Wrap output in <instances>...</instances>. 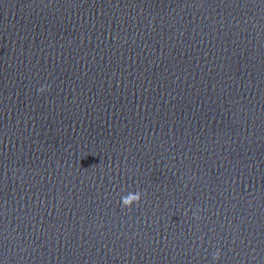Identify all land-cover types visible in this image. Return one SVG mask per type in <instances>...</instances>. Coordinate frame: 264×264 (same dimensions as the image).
<instances>
[{"label": "water", "instance_id": "1", "mask_svg": "<svg viewBox=\"0 0 264 264\" xmlns=\"http://www.w3.org/2000/svg\"><path fill=\"white\" fill-rule=\"evenodd\" d=\"M0 264H264V0H0Z\"/></svg>", "mask_w": 264, "mask_h": 264}, {"label": "clouds", "instance_id": "2", "mask_svg": "<svg viewBox=\"0 0 264 264\" xmlns=\"http://www.w3.org/2000/svg\"><path fill=\"white\" fill-rule=\"evenodd\" d=\"M121 202H122V207H124V208H130L131 207V203L129 201L122 200ZM138 203H139V201H138Z\"/></svg>", "mask_w": 264, "mask_h": 264}]
</instances>
